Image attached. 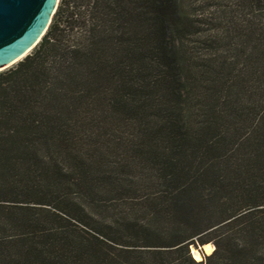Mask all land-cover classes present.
Returning a JSON list of instances; mask_svg holds the SVG:
<instances>
[{
    "label": "trees",
    "instance_id": "obj_1",
    "mask_svg": "<svg viewBox=\"0 0 264 264\" xmlns=\"http://www.w3.org/2000/svg\"><path fill=\"white\" fill-rule=\"evenodd\" d=\"M0 264H264V0H60L0 72Z\"/></svg>",
    "mask_w": 264,
    "mask_h": 264
},
{
    "label": "water",
    "instance_id": "obj_2",
    "mask_svg": "<svg viewBox=\"0 0 264 264\" xmlns=\"http://www.w3.org/2000/svg\"><path fill=\"white\" fill-rule=\"evenodd\" d=\"M59 3L60 0H0V72L22 61L37 47Z\"/></svg>",
    "mask_w": 264,
    "mask_h": 264
},
{
    "label": "rangeland",
    "instance_id": "obj_3",
    "mask_svg": "<svg viewBox=\"0 0 264 264\" xmlns=\"http://www.w3.org/2000/svg\"><path fill=\"white\" fill-rule=\"evenodd\" d=\"M54 211V210H53ZM74 222L76 220H73ZM63 221H53L52 223V226H55V227H60L62 224ZM65 225H67V227H69L72 231H75L74 233V237H76L77 239H80V240H85L86 238H90L91 237V229L85 225H83L82 223L80 224H77V226L75 225H71L69 224L68 222L64 221ZM214 251V250H213ZM203 252L205 254H212V253H208L207 249L205 248V246L202 248V249H198V248H193V253L195 255V257H197L196 255L199 253L201 255V260L203 259ZM197 259V258H196ZM198 260V259H197Z\"/></svg>",
    "mask_w": 264,
    "mask_h": 264
},
{
    "label": "bare ground",
    "instance_id": "obj_4",
    "mask_svg": "<svg viewBox=\"0 0 264 264\" xmlns=\"http://www.w3.org/2000/svg\"><path fill=\"white\" fill-rule=\"evenodd\" d=\"M205 248L207 249L208 253H212L213 250H214V246L211 245V244L206 245ZM196 256H197L196 258H197L198 260H201L202 257H201V255H200L199 253H198Z\"/></svg>",
    "mask_w": 264,
    "mask_h": 264
}]
</instances>
